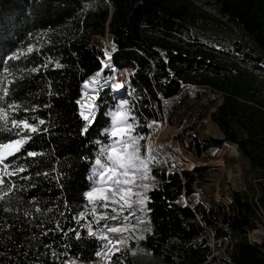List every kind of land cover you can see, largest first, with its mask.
I'll return each mask as SVG.
<instances>
[{
  "label": "trees",
  "instance_id": "obj_1",
  "mask_svg": "<svg viewBox=\"0 0 264 264\" xmlns=\"http://www.w3.org/2000/svg\"><path fill=\"white\" fill-rule=\"evenodd\" d=\"M198 2L239 31L232 47L215 48L193 31ZM107 35L113 66L133 71L126 100L138 137L163 121L184 87L210 88L222 95L213 120L225 138L206 149L231 143L264 172V0H0V149L22 144L0 167V264L98 260L101 241L79 220L119 100L109 88L101 93L91 126L79 101L84 83L103 71L97 37ZM151 173L152 228L132 250L155 264H208L212 234L229 240L231 264H264V246L248 238L264 212V183L257 200L235 192L227 207L192 208L179 200L195 195L197 176L164 162ZM131 249L109 264H142Z\"/></svg>",
  "mask_w": 264,
  "mask_h": 264
},
{
  "label": "rangeland",
  "instance_id": "obj_2",
  "mask_svg": "<svg viewBox=\"0 0 264 264\" xmlns=\"http://www.w3.org/2000/svg\"><path fill=\"white\" fill-rule=\"evenodd\" d=\"M196 13L199 19L193 25V31L200 37H206V42L215 48L224 45L232 47L240 39L238 30L233 27L226 29L227 23L216 9L198 2ZM97 40L103 46L106 57L103 71L86 82L79 101L82 116L84 119L88 117L85 119L87 126L94 122L98 99L107 88L119 102L110 112L111 127L106 132L108 143L101 148L98 158L101 164L96 163L93 170V186L87 194L89 209L79 220L80 225L88 230V235L98 238L103 246L98 260L93 264H109L115 254L133 248V243L138 244L151 231L148 193L156 186L151 169L161 162L177 165L198 177L194 185L195 195L191 199L181 198L179 203L182 206H202L204 209L219 205L227 207L232 204L235 192H245L257 200L260 196L257 189L264 183V172L253 169L249 160L231 143L206 149L208 140L225 138L213 120V115L222 104V95L210 88L184 87L179 97L166 103L163 121L149 124L151 133L145 138L138 137L135 133L138 125L132 119L126 100L127 83L133 71H119L113 66L115 47L110 35L97 37ZM215 53L223 56L219 51ZM166 139H173L174 144L171 145ZM20 147L11 152L1 148L0 167ZM132 152L139 159L134 160L128 168V176L120 175L121 183H115L116 176L108 172V167L115 165L108 157L116 159L118 156L126 160L127 154ZM122 171L116 168L117 174ZM125 179L131 182L123 183ZM258 216V229L249 232L248 238L252 243L264 246V212L260 210ZM208 246L211 251L208 264H231L228 239L216 241L211 234ZM131 255L142 264L156 263L139 247L133 249Z\"/></svg>",
  "mask_w": 264,
  "mask_h": 264
},
{
  "label": "snow or ice",
  "instance_id": "obj_3",
  "mask_svg": "<svg viewBox=\"0 0 264 264\" xmlns=\"http://www.w3.org/2000/svg\"><path fill=\"white\" fill-rule=\"evenodd\" d=\"M85 119H88L87 116H85ZM24 127H29V125L25 124ZM33 131H35L36 129H32ZM21 141H15L13 144H9V145H5V149H18L20 147ZM114 151V150H113ZM30 155H32V153H30ZM108 159L110 161H113V164L115 165V167H108V172L111 173L112 176H116V180L114 181L115 183H121L119 176L123 175L125 177L128 176V168H130L132 166V162L134 160H138L139 157L135 152L132 153H128L127 154V158L126 160H121L118 156L116 159H114L112 156H109ZM96 163L99 165L101 164L100 160H97ZM107 167V166H105ZM120 168L123 169V171L119 174H117L116 172V168ZM131 181H128L127 179H125L123 181V183H130ZM90 198H91V193L89 194Z\"/></svg>",
  "mask_w": 264,
  "mask_h": 264
},
{
  "label": "bare ground",
  "instance_id": "obj_4",
  "mask_svg": "<svg viewBox=\"0 0 264 264\" xmlns=\"http://www.w3.org/2000/svg\"><path fill=\"white\" fill-rule=\"evenodd\" d=\"M97 75H98V73L96 74V75H94L90 80H92V79H94L95 77H97ZM85 88H86V83L83 85V87H82V93H84V91H85ZM90 115H91V113H90ZM158 139H159V137H157ZM160 140V139H159ZM162 141V140H161ZM164 141V140H163ZM166 141L168 142V143H170L171 145L172 144H174L173 143V139H166ZM160 142V141H159ZM11 144H13V143H11ZM164 144V143H163ZM177 145V144H176ZM178 146V145H177ZM5 148V147H4ZM15 149H9V152H11V151H14Z\"/></svg>",
  "mask_w": 264,
  "mask_h": 264
}]
</instances>
